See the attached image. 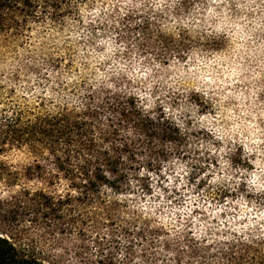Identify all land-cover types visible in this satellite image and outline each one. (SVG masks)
I'll return each instance as SVG.
<instances>
[{"label": "trees", "instance_id": "trees-1", "mask_svg": "<svg viewBox=\"0 0 264 264\" xmlns=\"http://www.w3.org/2000/svg\"><path fill=\"white\" fill-rule=\"evenodd\" d=\"M217 2L125 0L123 12L86 24V12L111 0H0V36L39 40L47 49L40 64L30 51L32 77L21 95L15 88L0 93V184L41 186L23 183L24 195L48 224L85 242L75 264H264V196L249 184L254 164L244 148L229 143L220 162L219 148L195 146L196 131L161 100L134 95L83 105L87 78L51 40L74 23L80 31L142 37L167 49L217 45L226 36L207 22ZM75 102L79 109L71 112ZM184 102L208 108L204 100ZM15 154L29 164H13ZM186 165L181 176L178 166ZM93 224L101 230L90 234ZM0 264L45 263L0 235Z\"/></svg>", "mask_w": 264, "mask_h": 264}, {"label": "rangeland", "instance_id": "rangeland-1", "mask_svg": "<svg viewBox=\"0 0 264 264\" xmlns=\"http://www.w3.org/2000/svg\"><path fill=\"white\" fill-rule=\"evenodd\" d=\"M124 9L125 0H111L107 6L86 12L85 22H103L105 16ZM207 17L208 28L226 36L224 40L220 36L217 45L205 41L188 47L187 42H181L167 49V45L142 37L80 31L74 23L69 33L51 40L75 62L79 75L87 78L80 98L83 105H95L106 98L126 100L134 95L161 100L170 113L196 131L191 141L195 146L213 152L219 148L220 162H225L229 143L241 145L254 164L248 181L259 184L264 179V0H222L212 6ZM14 40L0 36V93L15 88L21 95L27 86L26 76L32 77L27 69L30 51L40 64L47 49L39 40L29 44ZM78 73L67 74L64 79L74 80ZM172 100L182 101L174 105ZM184 100H204L208 108L203 110ZM75 104L70 105L71 112L79 109V103ZM11 162L19 167L29 164L21 154L12 156ZM178 167L181 176L189 171L187 165ZM181 180L179 185L186 183ZM23 183L30 190L41 187ZM23 183L12 188L0 184V235L45 264H56L57 260L75 264L76 250L85 242L61 234L55 221L48 224L44 212L25 197ZM191 197L186 198L188 203L193 201ZM247 209L258 213L252 206ZM261 214L264 217V210ZM99 230L101 226L96 224L88 228L90 234Z\"/></svg>", "mask_w": 264, "mask_h": 264}, {"label": "snow or ice", "instance_id": "snow-or-ice-1", "mask_svg": "<svg viewBox=\"0 0 264 264\" xmlns=\"http://www.w3.org/2000/svg\"><path fill=\"white\" fill-rule=\"evenodd\" d=\"M262 172H264V169H262ZM249 184L254 186L255 190L259 192L261 196H264V179H262L259 184H257L255 180L249 181Z\"/></svg>", "mask_w": 264, "mask_h": 264}]
</instances>
